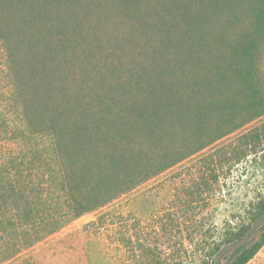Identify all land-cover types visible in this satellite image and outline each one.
<instances>
[{"label": "trees", "instance_id": "1", "mask_svg": "<svg viewBox=\"0 0 264 264\" xmlns=\"http://www.w3.org/2000/svg\"><path fill=\"white\" fill-rule=\"evenodd\" d=\"M0 52V143L11 147L0 161V264L209 146L220 145L205 172L264 154V120L221 144L264 117V0H0ZM199 182L171 202L160 234L179 227L205 174ZM247 219L202 264L264 219V193ZM138 247L143 264H169ZM263 248L264 231L228 264Z\"/></svg>", "mask_w": 264, "mask_h": 264}, {"label": "rangeland", "instance_id": "2", "mask_svg": "<svg viewBox=\"0 0 264 264\" xmlns=\"http://www.w3.org/2000/svg\"><path fill=\"white\" fill-rule=\"evenodd\" d=\"M3 68L0 52L1 101L7 91ZM10 118L16 119L15 116ZM263 120L264 117L253 121L221 144L260 126ZM218 146H209L3 264H19L25 259H30L32 264H143L138 249L140 244L151 245L169 264L174 262L175 256L182 264H202L205 252L221 240L228 226L248 222V211L264 193L262 152L250 153L241 162L223 168L212 163L211 172H205L211 162L204 160ZM9 148L7 143H0V161L8 157ZM203 174L206 184L200 188L192 209L184 215L182 212L176 215L179 227L170 235L160 234L159 219L171 208V202L176 198L182 200L186 189L195 191ZM263 231L264 219L253 225L244 240L224 247L213 264H228L238 249L254 242ZM191 240L198 247H191ZM248 264H264V248Z\"/></svg>", "mask_w": 264, "mask_h": 264}]
</instances>
